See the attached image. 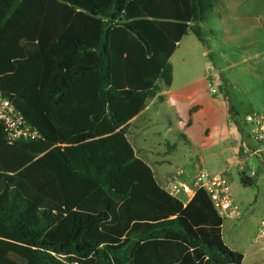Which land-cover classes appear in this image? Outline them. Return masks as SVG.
I'll list each match as a JSON object with an SVG mask.
<instances>
[{
  "label": "trees",
  "instance_id": "trees-1",
  "mask_svg": "<svg viewBox=\"0 0 264 264\" xmlns=\"http://www.w3.org/2000/svg\"><path fill=\"white\" fill-rule=\"evenodd\" d=\"M221 2L0 0V87L42 135L0 125V264H243L208 193L172 197L128 139Z\"/></svg>",
  "mask_w": 264,
  "mask_h": 264
},
{
  "label": "rangeland",
  "instance_id": "rangeland-1",
  "mask_svg": "<svg viewBox=\"0 0 264 264\" xmlns=\"http://www.w3.org/2000/svg\"><path fill=\"white\" fill-rule=\"evenodd\" d=\"M201 27L205 45L190 33L176 51L173 64L179 73V83H187L185 72L191 71L206 82L208 89L216 90L217 94L213 96L218 97L224 92L226 99L218 98L220 111L229 112L233 106L237 118L241 117L243 121L251 113L264 116V0H222L207 15ZM158 83L163 85L162 81ZM232 121L236 126L233 118ZM232 129L235 131L234 126ZM130 139L135 145L132 134ZM251 162L258 167L257 157ZM181 170L188 173L186 167ZM178 172L176 166L167 165L155 173L161 185L167 187ZM256 180L254 187H240L245 190L244 194L235 192L233 196L241 216L226 219L223 226L224 242L245 256L243 264H264V236L261 235L264 169L257 172Z\"/></svg>",
  "mask_w": 264,
  "mask_h": 264
},
{
  "label": "crops",
  "instance_id": "crops-1",
  "mask_svg": "<svg viewBox=\"0 0 264 264\" xmlns=\"http://www.w3.org/2000/svg\"><path fill=\"white\" fill-rule=\"evenodd\" d=\"M175 54L170 59L173 67L171 86L160 84L162 90L157 97L150 99L144 111L130 124L128 139L136 156L152 168L160 185L155 173L160 167L176 166L179 169L177 175L186 182H190L200 169L207 168L211 175L226 176L233 195L235 192L244 194L245 190L240 188V174L255 178L256 186L257 172L264 169V154L257 157L258 167L251 162L254 156L244 157L242 131L235 126L229 112L219 110V99H226L224 92L218 97L213 96L206 82L191 71L185 72L187 83L180 84L179 73L173 64ZM237 121L239 124L244 122L241 117ZM130 134L136 139L135 145ZM183 167L188 173L181 170ZM167 185L161 186L168 190L170 182ZM234 201L239 207L235 198Z\"/></svg>",
  "mask_w": 264,
  "mask_h": 264
},
{
  "label": "built area",
  "instance_id": "built-area-1",
  "mask_svg": "<svg viewBox=\"0 0 264 264\" xmlns=\"http://www.w3.org/2000/svg\"><path fill=\"white\" fill-rule=\"evenodd\" d=\"M217 94L216 90H211ZM0 125L4 127L8 143L14 145L20 141H36L42 138L41 133L29 123L24 114L17 108L14 100L9 98L0 87ZM244 157H260L264 154V116L251 113L245 117L243 124ZM243 160H241L242 162ZM204 190L210 196L219 215L226 219H238L241 215L234 201L231 186L223 174L211 175L207 170H200L190 182L174 177L168 188L169 194L188 204L198 191ZM261 235L264 236V220ZM67 264H79L69 262Z\"/></svg>",
  "mask_w": 264,
  "mask_h": 264
}]
</instances>
